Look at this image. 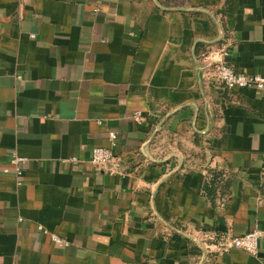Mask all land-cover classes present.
Masks as SVG:
<instances>
[{
    "label": "crops",
    "instance_id": "1",
    "mask_svg": "<svg viewBox=\"0 0 264 264\" xmlns=\"http://www.w3.org/2000/svg\"><path fill=\"white\" fill-rule=\"evenodd\" d=\"M223 49L264 76V0H0V264H264L224 248L264 229V90L222 87Z\"/></svg>",
    "mask_w": 264,
    "mask_h": 264
},
{
    "label": "built area",
    "instance_id": "2",
    "mask_svg": "<svg viewBox=\"0 0 264 264\" xmlns=\"http://www.w3.org/2000/svg\"><path fill=\"white\" fill-rule=\"evenodd\" d=\"M227 55L225 49L221 50L218 54V58L213 61L208 73L224 88H245L254 87L256 89L264 90V76L260 74H244L236 71L230 64H228L224 57ZM133 118L137 122H141L144 118L140 112H134ZM117 136L114 131L108 132L109 147L97 146L93 147L88 161L98 167H104L108 172H115L114 153L113 146L116 144ZM10 162L16 168L18 174L21 173L20 164L24 158L20 157L16 152H11ZM65 161L76 163L79 160L76 157H71ZM43 232L47 230L42 229ZM49 233V232H48ZM50 237L55 242H61L62 239L57 235L50 233ZM264 239V229L254 227L252 230L229 239L227 245L224 248H238L247 252L250 255H256L259 248L260 240Z\"/></svg>",
    "mask_w": 264,
    "mask_h": 264
},
{
    "label": "trees",
    "instance_id": "3",
    "mask_svg": "<svg viewBox=\"0 0 264 264\" xmlns=\"http://www.w3.org/2000/svg\"><path fill=\"white\" fill-rule=\"evenodd\" d=\"M226 9H230L229 7ZM202 192L208 198H216L219 201L228 198L227 178L225 172L218 168L209 169L206 179L202 184Z\"/></svg>",
    "mask_w": 264,
    "mask_h": 264
},
{
    "label": "water",
    "instance_id": "4",
    "mask_svg": "<svg viewBox=\"0 0 264 264\" xmlns=\"http://www.w3.org/2000/svg\"><path fill=\"white\" fill-rule=\"evenodd\" d=\"M162 8L163 9H179V10L203 12V13H206V14L210 15L214 19V21L216 22L214 16L210 12H208L207 10L202 9V8H181V7H176V8H165V7H162ZM216 25H217V36H216V38L213 39V40H210V41H205L206 43H215V42H217V41H219L221 39V37H222V29H221L220 25L217 22H216ZM198 41H204V40H198ZM193 57H194V60H195V63H196L197 72L199 73L201 71V69H200V65H199V63H198V61L196 59V56L194 54V50H193Z\"/></svg>",
    "mask_w": 264,
    "mask_h": 264
}]
</instances>
